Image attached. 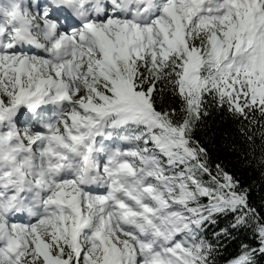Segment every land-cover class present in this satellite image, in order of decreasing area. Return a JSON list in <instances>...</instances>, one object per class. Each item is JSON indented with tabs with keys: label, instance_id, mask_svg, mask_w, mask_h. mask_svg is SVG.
Wrapping results in <instances>:
<instances>
[{
	"label": "snow or ice",
	"instance_id": "1",
	"mask_svg": "<svg viewBox=\"0 0 264 264\" xmlns=\"http://www.w3.org/2000/svg\"><path fill=\"white\" fill-rule=\"evenodd\" d=\"M261 262L264 0H0V264Z\"/></svg>",
	"mask_w": 264,
	"mask_h": 264
},
{
	"label": "trees",
	"instance_id": "2",
	"mask_svg": "<svg viewBox=\"0 0 264 264\" xmlns=\"http://www.w3.org/2000/svg\"><path fill=\"white\" fill-rule=\"evenodd\" d=\"M205 131L211 133L215 131L217 135L221 132L227 131L228 133L235 135V128L230 121L226 119H222L219 113L213 112V114L207 120V127L204 130H201L197 133L198 137L203 139ZM219 144V140L217 141ZM226 155L223 151L219 149L213 150V158L216 156H220L223 158ZM259 155V153H257ZM229 169L231 171H235L237 175H239L246 183H255L259 185L262 183V178L260 171L255 168V164L253 166H248L243 160H238L235 156L229 157ZM236 251V245L233 244L227 253H224L225 256L229 255V253H234ZM264 264V262H261Z\"/></svg>",
	"mask_w": 264,
	"mask_h": 264
}]
</instances>
